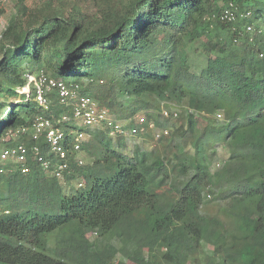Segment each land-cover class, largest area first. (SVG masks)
Here are the masks:
<instances>
[{
  "label": "trees",
  "instance_id": "16d2710c",
  "mask_svg": "<svg viewBox=\"0 0 264 264\" xmlns=\"http://www.w3.org/2000/svg\"><path fill=\"white\" fill-rule=\"evenodd\" d=\"M11 1L0 153L24 146L28 158L0 163V264H264V0ZM194 44L207 56L199 75ZM41 72L80 86L112 125L91 135L64 121L74 110L56 91L48 109L22 94ZM40 118L69 136L63 161L44 134L34 139ZM73 131L87 134L79 150ZM209 192L221 203L213 216Z\"/></svg>",
  "mask_w": 264,
  "mask_h": 264
},
{
  "label": "built area",
  "instance_id": "2783aa9c",
  "mask_svg": "<svg viewBox=\"0 0 264 264\" xmlns=\"http://www.w3.org/2000/svg\"><path fill=\"white\" fill-rule=\"evenodd\" d=\"M224 19H227L228 21H234V15L230 12H226ZM26 79L27 85L22 88L21 93L29 97L33 92L36 96V101L41 107L48 109L50 99L47 95L53 91H56L59 94V98L63 104L73 107V119L64 117V121H78V123L82 124V126L90 131H92L94 128L105 127L107 123L110 126L112 125V123L108 122L107 120V111L102 109L90 95L84 94L80 86L67 85L61 80H56L48 77L43 72L37 75L28 74L26 76ZM217 117L218 119H222L221 115H218ZM142 121L143 119H141V122ZM124 124L127 123L123 122L121 124H117L115 126V131L120 134L126 135L127 132H124L122 129V127H124ZM30 131L32 132L34 139H38L41 135L44 134L46 143L51 148L52 153L60 157V161H63L65 159L66 154L62 145L69 140V136L64 134L63 131L54 128L48 120L43 118L37 119ZM25 132H27V130H23V133ZM165 134H167V132H165ZM74 135L77 136V144L75 146V149L79 150L80 143L86 140L87 134L85 132L76 133L74 131ZM33 152L35 154H38V148L34 147ZM27 158L28 151L24 146L7 148L0 153L1 165H7L11 163L26 164ZM39 161L42 163V166L45 168V170H49V162H47L43 158H39ZM66 169V164H59L53 171V174L58 180L64 181V173ZM1 172H3V170H1ZM22 173L30 174V167H23Z\"/></svg>",
  "mask_w": 264,
  "mask_h": 264
},
{
  "label": "rangeland",
  "instance_id": "374dc122",
  "mask_svg": "<svg viewBox=\"0 0 264 264\" xmlns=\"http://www.w3.org/2000/svg\"><path fill=\"white\" fill-rule=\"evenodd\" d=\"M0 10L4 11V14L0 16V36H1L2 31L5 29L9 19L11 18V16L14 13L13 2L11 0H0ZM210 32H212V33H210ZM213 32H214L213 29H211V31L210 30L207 31L205 33L203 41H206L209 38V36H211V34L213 35ZM222 34L226 35V32H222ZM187 55H188L187 57L189 60V68L191 69V71L193 73H195L196 75H199L201 73V71L207 65V56L204 53V51L202 50L201 45L194 44L193 46H191V48L188 50ZM138 116L140 117L142 115L138 114ZM182 116H183V119H186V116L184 115V113L181 115V117ZM132 121H134V120H132ZM132 121L130 120L129 122H127V124H129ZM76 122L78 123V121H76ZM198 122H199L198 124H199L200 133H202L205 125L202 121L198 120ZM127 124H124V126H126ZM173 124H174V122H172L169 125V127L173 126ZM90 133H91V135H95L98 133L103 134L104 128L103 127L94 128L92 131H90ZM73 134H74V131H73ZM110 140L113 143L120 146L121 148H124L125 147L124 145L132 146L133 142L135 143V140L128 142L129 140H127V139H122V138L119 139L117 137L115 138L114 136H110ZM229 154H230V151L224 150L221 147L218 148L217 153H216L215 165L219 164V166H222L224 160L228 158ZM79 160H82L84 163L87 161L83 155H81V157H79ZM214 170H217V166L215 167ZM208 194H210V198H208V199L212 201V204L210 205L209 215L213 216V215H216L218 213L219 208L221 207V203L213 200L216 198V195L214 192H209ZM117 247L120 249L122 248L120 244H117ZM122 251H124V250L122 249Z\"/></svg>",
  "mask_w": 264,
  "mask_h": 264
}]
</instances>
